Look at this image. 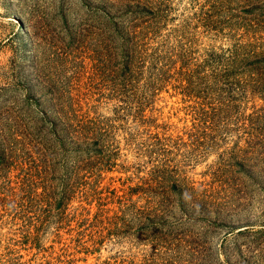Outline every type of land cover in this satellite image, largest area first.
Segmentation results:
<instances>
[{"label":"rangeland","instance_id":"1","mask_svg":"<svg viewBox=\"0 0 264 264\" xmlns=\"http://www.w3.org/2000/svg\"><path fill=\"white\" fill-rule=\"evenodd\" d=\"M97 1L85 4L90 13H95ZM169 1L173 19L167 27L189 16H195L192 23L197 24L198 15L208 11L212 2ZM80 2L0 0V110L34 107L36 101L43 104V92L50 85L84 92L82 97L86 95L89 105H95L91 114L108 117L114 123L120 147L116 165L102 173L104 178L96 187L102 195H111L113 188L118 193L126 192L139 176L147 175L149 166L145 162V166L136 168L137 161L147 158L140 156L137 148L141 142H155L149 134L158 132L155 155L182 164L179 177L192 195L187 208L192 210L191 215H160L152 221L148 220L152 215L143 219L119 215L118 202L111 196L108 199L112 202L103 205L110 210L95 215L99 194H84L92 185L91 179L84 190L82 184L75 189L60 213L59 206L41 193L44 177L20 193L22 197L9 196L14 205L23 206L12 212L2 208L0 176V264H198L191 262L192 252H220L223 258L224 250L236 246L249 255L240 263L264 264V253L257 254L264 242V94L249 90L236 93L230 101L226 99L230 93H225L223 102H213L218 108L202 122L185 107L189 101L176 93L172 80L152 98L143 115L125 113L115 107L116 100L100 94L109 90L111 65L102 62L105 51L101 36L95 32L96 19L82 14ZM254 6L264 8V0L231 3L236 9ZM65 14L76 23L87 17L88 26L71 42L65 38ZM250 20L259 27L258 42L264 40V15ZM232 32L225 28L211 31V35L202 33L198 41L226 47L232 41ZM28 93L30 100L26 99ZM126 165L129 170L122 168ZM17 172L10 171L14 178L11 184H15ZM57 175L49 173L47 179L55 183ZM73 180L68 178V183ZM83 206L89 207L90 213L82 210ZM210 207L214 212L199 213L201 208ZM205 258L201 264L209 263Z\"/></svg>","mask_w":264,"mask_h":264},{"label":"trees","instance_id":"2","mask_svg":"<svg viewBox=\"0 0 264 264\" xmlns=\"http://www.w3.org/2000/svg\"><path fill=\"white\" fill-rule=\"evenodd\" d=\"M211 1L209 10L203 12L206 15H198L197 24L192 23L195 16H189L167 27L168 21L173 19L169 0H145L142 3L140 0H98L95 13L86 9L88 0H81L82 14L94 15L96 19L95 32L101 36L105 51L101 55L102 62L111 65L109 90L100 94L116 100L117 109L141 116L152 98L175 80L172 85L176 93L181 94L183 101H189L185 107L202 122L212 109L218 108L213 102H223L225 93H230L226 98L230 101L235 99L236 93L249 90L262 96L264 40L261 38L258 42L259 27L250 19L263 16L264 8L236 9L231 7L235 0ZM87 17L84 22L76 23L65 14L63 21L68 42L88 26ZM225 28L233 31L232 41L226 47L202 45V41H198L202 33L211 35V31L221 32ZM163 29L169 30L162 32ZM81 94L85 93L50 85L43 92V104L36 101L34 107L16 106L0 110L2 208L18 212L23 208L22 203L14 205L9 196L22 197L20 193L44 177L41 193L59 206L60 213L70 203L75 189L82 184L84 190L87 184H91V179L92 185L84 194H99L96 195L98 207L95 215L110 210L103 207L112 202L108 199L110 196L118 202L119 215H135L138 219L152 215L148 218L150 221L160 215H191L192 210L187 208L192 195L186 190V183L181 182L183 178L179 177L183 172L182 164L155 155L154 143L160 140L158 132L149 134L155 142H141L137 148L140 156L146 155L147 158L137 161L136 168L145 162L149 166L147 175L139 176V181L129 186L126 192L118 193L113 188L111 195L99 193L102 190L96 187L104 178L102 173L113 170L120 147L114 123L108 121V117L91 114L95 105H89L86 95L82 97ZM26 99H31L29 93ZM164 149L172 152L169 148ZM128 167L122 166L124 170H129ZM12 170H18L15 184H11L14 179L10 177ZM49 173L58 174L55 183L47 179ZM70 177L74 179L72 183H68ZM51 192L55 195L51 196ZM133 195H136L135 199ZM207 203L210 206V202ZM211 208H201L199 213L214 212L215 209ZM85 209L87 214L90 213L89 207L83 206L82 210ZM263 249L257 254L264 253ZM220 254L192 252L191 262L195 260L201 264L205 255L208 264H242L240 262L246 255L239 246L224 250L223 258Z\"/></svg>","mask_w":264,"mask_h":264}]
</instances>
